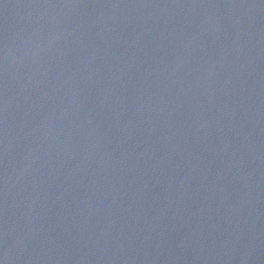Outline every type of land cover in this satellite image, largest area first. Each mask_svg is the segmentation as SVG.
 Returning a JSON list of instances; mask_svg holds the SVG:
<instances>
[{
    "label": "water",
    "instance_id": "obj_1",
    "mask_svg": "<svg viewBox=\"0 0 264 264\" xmlns=\"http://www.w3.org/2000/svg\"><path fill=\"white\" fill-rule=\"evenodd\" d=\"M0 264H264V0H0Z\"/></svg>",
    "mask_w": 264,
    "mask_h": 264
}]
</instances>
